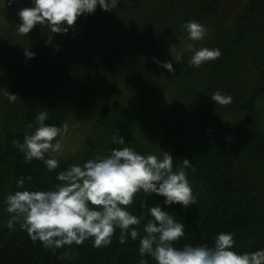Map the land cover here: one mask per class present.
I'll return each instance as SVG.
<instances>
[{
    "label": "trees",
    "instance_id": "trees-1",
    "mask_svg": "<svg viewBox=\"0 0 264 264\" xmlns=\"http://www.w3.org/2000/svg\"><path fill=\"white\" fill-rule=\"evenodd\" d=\"M229 2L119 0L112 12L97 7L93 14L78 18L68 33L53 34L49 44L45 43L49 29L40 25L27 36L17 31L0 43L5 109L0 264H138L142 226L136 241L119 243L117 230L107 247H94L89 238L55 251L34 243L19 222L12 229L7 226L11 214L5 197L17 190L18 178L32 177L26 187L49 188L56 183V172L123 146L142 154L169 151L175 166H182L183 159L191 162L187 173L195 204L187 209L178 203L162 205L186 226L176 247L211 245L217 233L231 232L237 252L264 248V121L256 108L257 99L264 96V0H246L232 24L214 28L206 43L220 50L215 61L193 67L188 64L192 54L181 55L179 62L170 58L175 56L170 47L187 37L180 27L184 22L224 16ZM23 49L36 55L26 58ZM153 57L173 60L175 72L166 74L174 96L161 82L164 68ZM217 90L231 96V103L212 101ZM6 91L16 94V100L10 102ZM159 95L164 103L171 97L175 102L161 110L158 119L153 111ZM41 111L48 112L46 123L58 126L68 122L74 128L84 114L93 118L90 134L51 172L40 160L26 163L15 144L35 128L34 118ZM119 134L125 145L112 144V136ZM162 200L153 194L146 204L142 195L137 196L130 211L146 223L147 206Z\"/></svg>",
    "mask_w": 264,
    "mask_h": 264
},
{
    "label": "clouds",
    "instance_id": "clouds-1",
    "mask_svg": "<svg viewBox=\"0 0 264 264\" xmlns=\"http://www.w3.org/2000/svg\"><path fill=\"white\" fill-rule=\"evenodd\" d=\"M12 3L13 0H7L9 6ZM118 4L119 0H30V6L17 11L16 28L19 34L27 36L37 25L46 27L49 32L45 43L49 44L53 34L68 33L78 18L93 14L97 7L112 12ZM0 6L5 7V0H0ZM180 27L189 41H202L207 34V28L195 20L186 21ZM186 47L193 51L188 60L193 67L215 61L221 55L218 48L194 49L193 43ZM23 52L29 59L36 55L30 49ZM152 59L168 73L175 72L173 60ZM175 59L179 62L182 56L177 54ZM5 94L10 102L17 98L14 93L6 91ZM210 98L223 105L231 103V96L220 90ZM34 119L35 128L15 144L26 163L40 160L48 171H54L60 166L57 157L63 151V137L70 134V125L46 123L47 111L39 112ZM111 141L113 145L126 144L120 134L113 135ZM174 158L169 151L161 155L142 154L128 146L112 147L107 155L101 154L56 172V183L49 188L26 187L32 177L18 178L17 190L5 197L6 211L11 214L7 226L12 229L19 222L34 243L40 242L53 251L81 245L89 238L94 247H107L117 230L119 243L124 244L129 238L136 241L142 226L144 235L139 239L138 264H148L145 256L155 264H264V248L237 252L231 232L217 233L211 245L175 246L185 236L186 226L163 206L178 203L187 209L195 204L196 196L187 173L191 162L183 159L182 166H175ZM153 194L163 200L147 206L145 223L130 211V206L137 196L142 195L146 203Z\"/></svg>",
    "mask_w": 264,
    "mask_h": 264
},
{
    "label": "rangeland",
    "instance_id": "rangeland-1",
    "mask_svg": "<svg viewBox=\"0 0 264 264\" xmlns=\"http://www.w3.org/2000/svg\"><path fill=\"white\" fill-rule=\"evenodd\" d=\"M245 2L246 0H232V3L229 2L231 4L227 8H225L226 10H228L227 14L222 16V14L218 13L216 15L207 17L206 20L201 23L207 28V34L205 38L202 41L196 42L189 41L187 37L181 38L176 44L170 47V49H172L171 56L175 55L170 58H175L177 56L176 54H193V51L189 50L186 47V45L189 43L194 44V49L208 47L209 43H206V41L211 36L214 28L217 26L227 27L229 24H232L238 12L242 11ZM26 4L27 0H13V3L11 4V6H9L7 4V0H5V7L3 8L2 6H0V43H5L17 32L16 25L19 23V18L16 13L20 8L26 7ZM160 77L161 82L163 84H166L164 86L169 88V92L167 93H170V95L174 96L171 88L172 84L169 83V80L167 78L166 69H164V73L162 72ZM2 97L3 95H0V148L2 126L5 120V109L3 107ZM174 102L175 100L171 97L170 103H164L163 95H159L154 106L156 108L153 111V114L159 119V113L161 112V110H169ZM256 108L258 110L260 122L262 123L264 121V96H261L257 99ZM75 123L76 127L73 128V126L70 125V134L66 135L62 139L63 151L57 157L59 160L68 158L70 155H72L77 150L84 138L90 134V128L93 124V118L88 114H84L79 119H77ZM262 125L264 126L263 123Z\"/></svg>",
    "mask_w": 264,
    "mask_h": 264
}]
</instances>
